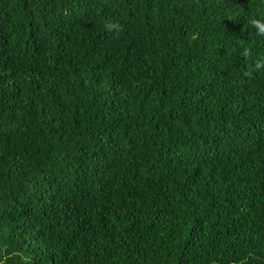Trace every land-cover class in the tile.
<instances>
[{
  "label": "trees",
  "instance_id": "1",
  "mask_svg": "<svg viewBox=\"0 0 264 264\" xmlns=\"http://www.w3.org/2000/svg\"><path fill=\"white\" fill-rule=\"evenodd\" d=\"M252 18L264 0H0V264H264Z\"/></svg>",
  "mask_w": 264,
  "mask_h": 264
},
{
  "label": "clouds",
  "instance_id": "2",
  "mask_svg": "<svg viewBox=\"0 0 264 264\" xmlns=\"http://www.w3.org/2000/svg\"><path fill=\"white\" fill-rule=\"evenodd\" d=\"M247 26H251L256 30V36L264 37V18H252L248 21V25H246L245 27ZM103 28L106 32L115 33L116 35H119V33L122 31V26L120 25V23L112 19H106L103 22ZM240 55L247 60L252 56V49L249 47H245L241 51ZM260 72H264V54L258 56L253 61V63L243 71L242 75L244 78L252 79L254 78L255 74ZM239 264H247V258L239 261Z\"/></svg>",
  "mask_w": 264,
  "mask_h": 264
}]
</instances>
